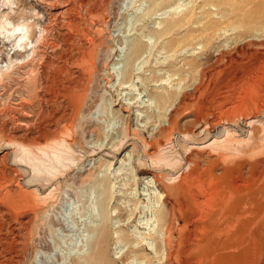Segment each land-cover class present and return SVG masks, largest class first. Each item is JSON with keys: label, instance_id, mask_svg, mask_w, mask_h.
<instances>
[{"label": "rangeland", "instance_id": "1", "mask_svg": "<svg viewBox=\"0 0 264 264\" xmlns=\"http://www.w3.org/2000/svg\"><path fill=\"white\" fill-rule=\"evenodd\" d=\"M0 264H264V0H0Z\"/></svg>", "mask_w": 264, "mask_h": 264}, {"label": "bare ground", "instance_id": "2", "mask_svg": "<svg viewBox=\"0 0 264 264\" xmlns=\"http://www.w3.org/2000/svg\"><path fill=\"white\" fill-rule=\"evenodd\" d=\"M130 21V20H129ZM128 47H127V44L125 45V49H127ZM122 64L124 65V63H125V59L124 60H122ZM121 72V71H120ZM118 77H120V75H118ZM92 231V230H91Z\"/></svg>", "mask_w": 264, "mask_h": 264}]
</instances>
